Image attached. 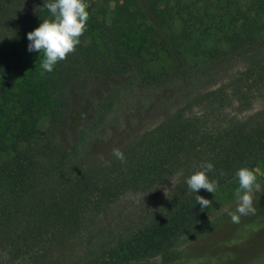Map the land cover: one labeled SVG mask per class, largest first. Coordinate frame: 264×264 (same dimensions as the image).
I'll return each instance as SVG.
<instances>
[{"label":"trees","instance_id":"obj_1","mask_svg":"<svg viewBox=\"0 0 264 264\" xmlns=\"http://www.w3.org/2000/svg\"><path fill=\"white\" fill-rule=\"evenodd\" d=\"M122 1L126 11L99 33L124 68L108 66L111 90L87 106L89 119L76 118L77 134L69 141L58 134L71 105L63 99L56 105L68 94L45 96L65 78L66 60L44 72L38 67L43 53L28 50L27 34L53 19L44 7L48 0L0 36V258L19 264H176L179 250L209 229L195 199L208 191L191 192L186 180L211 162L214 171L207 175L220 187L240 168L264 163V106L254 108L264 99V0H235L240 14L226 10L220 26L211 22L210 0ZM10 2L18 6L20 0H0V19L11 15L5 6ZM98 23L89 18L80 40L104 27ZM148 33L150 39L144 38ZM134 90L165 92L170 102L156 124L143 129L131 122L136 135L119 148L124 163L112 155L98 168L91 143ZM47 112L50 121L42 126ZM173 179L168 198L138 224L84 257L62 256L123 195Z\"/></svg>","mask_w":264,"mask_h":264},{"label":"rangeland","instance_id":"obj_2","mask_svg":"<svg viewBox=\"0 0 264 264\" xmlns=\"http://www.w3.org/2000/svg\"><path fill=\"white\" fill-rule=\"evenodd\" d=\"M194 1L198 4L200 0ZM44 2L45 0H20L18 6L14 5V2L5 5L8 10H11V15L5 14V19H0V36L8 33L15 23L29 18L28 15L39 10ZM85 2L88 4L89 18L97 20L98 24L101 23L104 27L96 29L93 34L83 39L84 41L80 40L76 51L66 59V67L62 71V76L65 78L48 87L45 92L47 98L56 100L63 96V92L68 94L66 98H59L56 103L57 106H62L61 99H63V104L69 102L71 105L64 127L58 134L63 141L75 138L78 123L76 118L82 116L84 119H89L87 106H94L111 90L114 79L109 76L112 70L108 71V66L112 64L115 68H124L122 59L113 56L114 52L112 54L105 46L107 40L99 33L105 29L106 25H110L115 14L126 11L123 1L85 0ZM209 2L212 3L211 9L214 12L211 14V22L218 26L225 24L228 17L225 15L226 10H229L233 16L240 14L235 0H210ZM144 38L150 39V34H144ZM211 39L213 41L215 37ZM143 42L144 39L136 42L135 48H140ZM145 44L143 46H146ZM25 57L26 54H23L21 59ZM38 67L41 68V65ZM238 67L237 65L235 71ZM133 92L125 108L118 109L104 123L91 143L90 158L95 161L98 168L112 156L114 148H121L129 143L131 135H136L130 127L131 122L136 124L140 122L143 129L156 124L159 119H162L160 114L170 102L169 94L165 92L148 90ZM79 94H81L80 98ZM263 106L264 99L257 102L254 108L259 109ZM49 114L47 112L42 116L40 122L42 126H46L50 121ZM139 119L140 121H137ZM249 169L254 171L257 182L262 188L261 191L253 194L255 215L241 216L239 223H233L228 215L230 211L235 210L238 203L235 195L239 187L238 177L217 187L215 194L205 193L203 197L212 201L210 207L204 209L206 219L203 227L209 226V229L179 250L182 260L176 264H264V163ZM172 181H174L173 184ZM176 183L177 180L173 179L146 192L126 193L101 215L91 227L90 232L77 242L71 252L62 256L84 257L89 252L98 251L104 243L108 242L106 240L138 224L149 212L158 208L168 198ZM0 264L19 263L9 262L6 256H3L0 258ZM155 264H161V261L158 260Z\"/></svg>","mask_w":264,"mask_h":264},{"label":"clouds","instance_id":"obj_3","mask_svg":"<svg viewBox=\"0 0 264 264\" xmlns=\"http://www.w3.org/2000/svg\"><path fill=\"white\" fill-rule=\"evenodd\" d=\"M44 7L50 11L53 19L44 20L38 28L27 34L30 42L28 50L43 53L45 58L41 67L44 72H52L56 64L66 60L70 54L76 51L81 42L80 37L86 31L90 14L87 11L88 4L85 0H48ZM112 155L121 163L125 162L124 153L119 148H114ZM108 164L110 165V162ZM201 169L186 180L188 188L194 193L204 189L215 194L218 181L210 180L207 175L208 172L214 171V165L211 162H206L201 165ZM177 175H182V172ZM236 176L239 183L235 193L238 203L235 210L228 213L233 223H239L241 216L255 215L253 194L262 190L253 170L242 167ZM173 183L174 181H172ZM195 199L196 203L201 205V211L210 207L212 203L211 200L200 195H196Z\"/></svg>","mask_w":264,"mask_h":264}]
</instances>
